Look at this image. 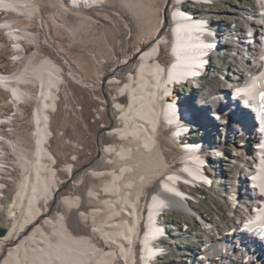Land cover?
I'll return each instance as SVG.
<instances>
[{
  "label": "bare ground",
  "instance_id": "6f19581e",
  "mask_svg": "<svg viewBox=\"0 0 264 264\" xmlns=\"http://www.w3.org/2000/svg\"><path fill=\"white\" fill-rule=\"evenodd\" d=\"M187 1L207 7L218 0H162L157 18L151 0L116 1L138 17L149 45H138L134 68L129 57L116 60L104 86L94 68L85 76L74 71L54 34L69 13L95 15L116 33L130 30L110 0H0V178L20 173L0 264H133L137 242L141 264H155L170 253L164 241L174 234L163 214L193 211L189 199L199 196L191 186L213 189L217 157L240 172L234 218L229 227L200 217L208 241L182 264L221 256L264 264V0H247L223 22L206 9H186ZM126 43L117 37L114 46ZM161 47L173 56L168 65ZM218 54L227 63L211 70ZM185 82L196 89L186 93ZM22 118L33 126L24 135ZM75 120L83 130L72 137ZM163 128L180 151L179 168L163 153Z\"/></svg>",
  "mask_w": 264,
  "mask_h": 264
},
{
  "label": "rangeland",
  "instance_id": "374dc122",
  "mask_svg": "<svg viewBox=\"0 0 264 264\" xmlns=\"http://www.w3.org/2000/svg\"><path fill=\"white\" fill-rule=\"evenodd\" d=\"M116 1L117 0H110L109 8L123 15V17L129 23L130 30L121 29L119 30L120 33L119 32L116 33L114 30L107 28L104 21L97 16L95 17V15H90L87 18H83V17H77L69 13L65 16L64 24L65 26L70 28L62 26L63 27V29H61L62 31L59 30L58 34H54V36L56 35V37H60L61 39L59 40L60 44L64 41V43H62L61 46L63 47L64 45L65 49L63 48V50L66 51L65 53L68 55L70 66L74 69L75 72H77L82 76H85L88 75V73L91 72L92 69L94 68L99 73H102L103 75L102 81L105 83L109 80L111 76V67H113L114 65L113 63H115L116 60H117L116 62H119L122 59H124V57L125 58L129 57L132 67L134 68V66H136L138 63L139 54L137 53V51L140 49L138 48V45H140L141 48H146L149 45L145 42V37L142 36L143 34H141L140 30L142 29L141 28L142 24L139 22L138 17L132 14L127 7H125L122 4L119 5L118 2L116 3ZM246 1L247 0H218L215 1L214 4L211 5L207 4V7H201L197 2L187 1L186 2L187 4L185 3V8L191 11H195L196 9L198 10V8H201L202 10L206 9L211 13V17L214 18L216 22L218 21L223 22V21L232 20V16H234L236 12L240 10L239 8ZM151 2L152 5H156L154 6V10L155 9L156 10L155 13H153V16L154 18H157L158 16L157 10L160 8L162 0H156V1L151 0ZM169 12L170 10L167 6L165 11V18L167 19L169 17L168 15ZM225 17L229 19H226ZM66 19L67 20L69 19L68 20L69 22ZM80 19H82V21H80ZM88 19H90L89 23L87 21ZM84 20L87 23H85ZM39 29L40 28H37V26L33 27V30L35 32H41V29L40 30ZM117 37L125 38L127 41L126 46L122 50H117L114 46ZM32 49H33V45L31 44L30 50ZM110 50H112L113 53ZM76 53L77 55H75ZM110 53L114 55L112 54L110 55ZM79 59L80 61L82 60V62H79ZM159 59L162 62H164L166 65L172 62L173 56L170 55L168 47H161ZM74 60L76 62H74ZM226 63L227 61L225 55L218 54L215 57V59L210 60L209 68L211 70L218 69L221 71V69L225 67ZM217 81L218 79H216V82ZM107 85H108L107 83L104 84V86ZM190 85L192 84L190 83L188 84L187 82H185L182 83L181 87L182 89L185 88L187 90L186 93H188L196 89L194 88L196 86L195 84L192 85L193 87ZM122 102H126L125 97L122 98ZM88 107L89 109L91 108L90 105ZM26 109H27V114L30 115L32 106L27 105ZM25 119L26 118L20 119L19 124L17 126V131L21 135H24L26 134V132L32 131L33 129V126L32 127L28 126L27 121H25ZM88 120H90V118ZM68 130L70 133H72V137H76L83 130L82 122L80 120L77 121L75 120L72 127L70 126L68 127ZM168 134H169L168 129L163 128V136H164L162 140L163 153L166 157V160H168L167 161L168 163L170 164L172 163L173 167L179 168L181 164L179 162L180 151L178 150V148H176L175 146L170 144V142H168L167 140ZM205 134H209V135H205L207 137L208 136L212 137V134L209 131V129H206ZM215 135H216V131H215ZM5 150L8 153L11 152L7 149ZM8 155L9 157H15V154L13 153ZM213 158H214L213 160L216 159L214 154H213ZM217 164L219 165L218 167L220 172L216 170H213L212 172L214 182L216 183L213 186V189L212 187H210L212 190H210L209 188L204 189L198 186L195 187L191 186V188H193L191 192L196 196H199V199L197 201H192L191 199H189L194 212L192 211L189 212L187 215H185L183 212H179L177 210L171 209V210H166L165 214H163L165 223H167L168 226L172 224L175 225V226L172 225V227L174 228L173 229L174 234L173 236H171V238H167L164 241L165 244L167 243L170 246L171 248L170 253L167 255H163L160 258H157L155 264H182L183 263L182 258L186 257L191 252L192 248L198 245L199 241L201 242L208 241L209 238L208 234L203 232L199 225L200 217H209L211 219L219 221L223 225L228 224L229 227H231L232 222H230V219L232 220V218H234L233 216L234 208L231 206L233 202L232 198L236 194H239L238 190H236L235 187L239 186L237 179L240 172L236 170L237 168H233L230 165H226L227 164L226 160L222 157L221 158L217 157ZM19 174H20L19 172H14L13 170H9L8 172H4V173L2 172L1 174L3 177L0 178V182L3 183L5 187L2 189L4 195L0 194V229H3L4 233L8 228L12 226V220L6 218L7 209H8V205L12 200V195L16 188V182L19 177ZM7 178L10 179L7 180ZM144 213L146 214V211ZM182 221L190 225L188 230L186 231L179 230L178 226L179 223H181ZM142 230L143 231L145 230L144 226L142 227ZM135 248H136V261L133 264H141V257H140L142 252L141 243L137 242ZM211 264H237V263L234 262V259L231 256L229 257L221 256V261L212 262ZM238 264H243V263H238Z\"/></svg>",
  "mask_w": 264,
  "mask_h": 264
},
{
  "label": "water",
  "instance_id": "95a60500",
  "mask_svg": "<svg viewBox=\"0 0 264 264\" xmlns=\"http://www.w3.org/2000/svg\"><path fill=\"white\" fill-rule=\"evenodd\" d=\"M4 233V230L3 229H0V234H3Z\"/></svg>",
  "mask_w": 264,
  "mask_h": 264
},
{
  "label": "snow or ice",
  "instance_id": "6c2138e0",
  "mask_svg": "<svg viewBox=\"0 0 264 264\" xmlns=\"http://www.w3.org/2000/svg\"><path fill=\"white\" fill-rule=\"evenodd\" d=\"M261 98L264 99V94H262Z\"/></svg>",
  "mask_w": 264,
  "mask_h": 264
}]
</instances>
